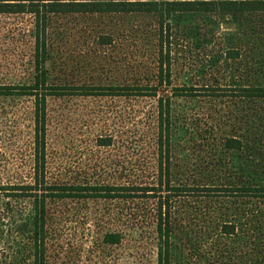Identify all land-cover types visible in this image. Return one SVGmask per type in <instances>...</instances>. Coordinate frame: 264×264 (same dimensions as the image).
<instances>
[{"label":"trees","instance_id":"1","mask_svg":"<svg viewBox=\"0 0 264 264\" xmlns=\"http://www.w3.org/2000/svg\"><path fill=\"white\" fill-rule=\"evenodd\" d=\"M7 13L33 17L36 74L29 83L0 85V99L31 97L34 146L32 168L26 174H12L7 158L0 164V264H140L138 251L145 245L156 253V264H197L183 243L190 197H218L231 205L249 198L264 201V177L237 172L236 157L243 154L246 141L241 125L264 122V82L243 77L251 74L239 61L243 46H222L212 59L223 60L225 77L202 83L174 82L176 60L171 56L178 37L194 49L209 40L201 27L199 38L193 29L197 25L180 24L187 16L227 15L234 20L247 14L264 16V0H0V14ZM73 14L151 18L154 33L141 26L136 37L142 35L146 45L155 47L148 52L154 66L138 65L127 76L110 79L54 75L48 37L56 16ZM95 39L102 48L113 44L115 34L103 31ZM199 91L201 96L230 99L232 105L245 107L221 114L219 124L236 129L215 134L218 137L208 148L214 160L204 174L185 162L182 151L199 130L206 140L202 146L208 145L209 138L201 134L205 122L199 128L195 114L179 116L173 106L174 97L193 100ZM51 98L110 100L118 105L116 123L121 129L105 130L100 124V133L92 140V158L82 171H69L64 162L52 158ZM148 98L155 103L148 107L140 129L144 142L137 144L140 132L132 116L136 104ZM5 148L0 132L2 157ZM111 148L118 149L119 160L105 163L100 153ZM111 168L114 172H105ZM221 210L211 217L217 221L218 240L224 239L220 260L230 264L234 252L229 240L237 235L238 214H231L229 206Z\"/></svg>","mask_w":264,"mask_h":264},{"label":"rangeland","instance_id":"2","mask_svg":"<svg viewBox=\"0 0 264 264\" xmlns=\"http://www.w3.org/2000/svg\"><path fill=\"white\" fill-rule=\"evenodd\" d=\"M180 24L199 26L198 29L193 28L199 38L201 27L202 33L207 34L209 40L201 48L199 45V48L194 49L184 39H176L171 49V56L176 60L172 75L174 82L186 80L202 83L225 77L223 60L213 62L212 58L220 53L222 46H235L236 43L243 46V57L239 60L242 67L251 70V74H243V77H249L253 82H264V16L247 14L234 20L227 15L197 14L187 16ZM141 26L150 30V34L154 33L155 24L146 16H56L48 37L53 56V74L69 73L76 77L110 79L127 76L138 65L153 67L154 60L148 56V52L155 47L148 43L146 45L142 35L136 37V29H141ZM108 30L115 34V41L110 46L99 48L95 38L99 32ZM35 48L31 14H0V85L31 82L36 74ZM144 56L146 57L143 58ZM197 96L193 100L174 97L173 106L174 112L179 116L195 114L199 128L200 122H205L201 124V134L209 138L208 145L202 146L206 140L200 138L199 130L197 138L191 144L186 142L182 151L186 153L185 162L197 165L204 174L210 172V166L207 165L214 160L213 153L208 148L219 135L232 128L236 129L231 126L223 128L219 124L223 120L220 118L221 114L228 110L242 112L245 107L232 105L230 99L214 100L201 96L200 91ZM143 101L136 104L132 116L140 132L137 144L144 142L141 130L145 126L148 107L151 102L155 103L149 98ZM49 108L53 115L49 132L52 158L58 163L64 162L69 171H82L87 158H92V140L100 133V124L105 130L121 129L116 123L119 108L115 101L81 98L63 101L51 98ZM100 111L102 113L96 116ZM100 117L102 123L99 122ZM241 126L240 132L244 134L246 141L243 154L236 157L237 172L247 175L253 173L256 176L260 174L264 177V122L253 125L244 122ZM211 127H215V131ZM0 132L5 136L6 145L3 157L0 152V164H4L7 158L12 174H26L33 163L34 122L31 97L26 95L0 99ZM215 134L218 135L216 139ZM138 146V149L142 148L141 145ZM117 150L102 149L100 154L105 163L118 162ZM105 172L109 174L114 170L111 168ZM187 201L189 217L185 224L189 228L183 243L187 253L194 257L195 263L222 264L220 259L224 239L218 240L220 236L216 228L217 221L211 216H219L223 213L221 208L229 206L231 214H238L237 235L229 240L231 253L234 252L230 264H264V201L249 198L235 200L231 205L223 202L222 198L208 196L190 197ZM100 204L105 205L104 202ZM138 254L142 260L140 264H156V253L151 252L148 245L142 247Z\"/></svg>","mask_w":264,"mask_h":264}]
</instances>
